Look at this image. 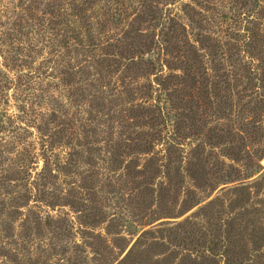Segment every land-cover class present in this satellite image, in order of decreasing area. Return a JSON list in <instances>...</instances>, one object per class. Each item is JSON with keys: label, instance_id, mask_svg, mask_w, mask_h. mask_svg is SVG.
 <instances>
[{"label": "rangeland", "instance_id": "obj_1", "mask_svg": "<svg viewBox=\"0 0 264 264\" xmlns=\"http://www.w3.org/2000/svg\"><path fill=\"white\" fill-rule=\"evenodd\" d=\"M53 2L55 0H0V264H101L105 257L109 262L115 258L113 263L116 264L124 253L113 246L116 237L106 234L107 225L123 238L121 243H128L126 250L144 230L151 232L145 234L140 242V250L136 252L139 255L135 259L138 264H177L185 254L195 256L197 251L193 252L191 241L186 240L183 234H179L180 239L175 241L167 235V230L158 229L171 228L186 219L204 224L201 210L204 204L228 188L240 183H252L264 174V159L260 161L259 172L254 171L252 175V171L245 169L249 158L236 162L228 159L226 156L231 152L228 147L209 143L206 136L211 127H225L228 124L234 129L238 128V123L242 125L251 119L246 111L243 114L239 112V105L245 102L239 96L248 91L241 90V86H246L243 83L245 79H242V83L238 79L244 72L243 66L253 67L257 63L256 57L249 54L246 44L249 40L248 29L254 23L260 24L259 37L264 38V0H113L106 3L110 8L108 12H113V5H116L120 15L116 21H107L102 33H95L97 41L115 42L125 35L136 41L140 36H145L147 40L160 43L161 47L166 46L168 39L173 49L170 56L160 50V46L147 51L144 57L153 60L158 56L156 61L160 65L155 66L157 70L133 83V87L146 85L149 89V97L137 98L134 104L151 106L156 113H159V108L163 115L165 125L159 126L162 140L155 144L154 151L163 156L164 161L168 146L176 144L182 165L185 166L202 145L206 148L203 156L208 161L214 153L220 161L231 163L241 170L242 176L238 180L221 184L214 191L199 192L198 203L181 215L176 214L183 210L182 199L189 195L186 192L190 185L188 181L181 184L183 187L179 193H172V204H161L169 200L168 195L162 202L155 197L156 201L153 200L147 211L139 215L127 212L128 204L132 202L128 196L136 191L131 190V184L124 181L120 165L113 172L109 168V155L104 152V140L110 135L108 109L97 115L96 122H101L96 126L98 133L84 134L87 140H94L92 145L102 148L101 152L92 154L94 164L84 163L82 160H86L85 157L69 156L70 148L67 145L50 144L49 137L45 135L47 131L43 128L45 121L54 119L48 125L51 130L66 129L76 136L77 132L81 133L77 119L86 117L85 113L90 109L87 104L76 105L67 99V87L61 84V74L52 68L55 65L50 62V56L54 59L57 57L47 54L49 47L44 37L30 26L32 21L27 17L28 5L35 4L38 11L34 10L33 14L40 17V10H45L46 4ZM100 2L104 4L105 0ZM62 4L66 11L70 10L68 0H63ZM86 15L90 24H95L96 17L101 16L97 7L89 9ZM81 25L84 26L83 23ZM73 26L78 27V24L74 22L71 25L67 21L62 28ZM164 32L166 36H161ZM58 34L59 39L69 40V33L64 30ZM213 43H220L223 52L216 64L211 61V47L206 45ZM177 46L180 47L175 48ZM229 46L231 50L227 49ZM56 48L60 51V57L61 54L66 55L68 49L71 50L69 54L72 53L70 47ZM189 49L201 59V71L196 76L195 87L208 89L198 94V103L188 102L185 96L180 100L179 90L183 87L189 90L190 86L186 84L191 82L181 69L170 67L180 64L177 57L181 56L182 50L188 52ZM215 66H221V72L228 71L229 77L225 75L226 83L211 91L209 86L219 73ZM116 74L108 75L105 79L112 87L118 81ZM169 74L178 77L166 80L164 77ZM160 80H166V84H159ZM108 105L115 109L110 116H119V111L127 106L119 99ZM127 127L136 131L132 125ZM177 128L181 131L179 135ZM112 130L114 136L111 137L118 140L119 132L123 130L120 121L113 123ZM84 135L81 134L82 141ZM255 148L250 141L246 142L245 150L249 151L251 157ZM207 149L213 150L210 157L206 154ZM145 157L148 156L139 157L140 164ZM123 159L126 162L129 157ZM45 163L47 170H44ZM69 163L72 165L69 166ZM65 170L67 174L63 173ZM89 180L92 189L84 188ZM160 183H164V177L155 181L156 189L162 185ZM113 184L116 190H120V195L113 191ZM167 212H171L173 217H161L148 223ZM225 219L226 215H223L221 219L215 218V222L219 225L223 221L224 224ZM111 221H114L113 224ZM240 232L246 231L242 229ZM200 234L198 226L194 236L198 238ZM212 234L207 232L208 240L219 243L221 247L219 237L225 235L224 228L217 230L218 239ZM97 239H103V243L97 242ZM105 244L111 246V252L109 248L104 249ZM219 245L217 250L220 249ZM94 246L100 248L101 255ZM210 246L214 244L210 243ZM261 251H264V247ZM218 252L221 253L220 250ZM169 254L172 255L167 256ZM217 259L219 264H224L221 255Z\"/></svg>", "mask_w": 264, "mask_h": 264}, {"label": "trees", "instance_id": "obj_2", "mask_svg": "<svg viewBox=\"0 0 264 264\" xmlns=\"http://www.w3.org/2000/svg\"><path fill=\"white\" fill-rule=\"evenodd\" d=\"M62 1L55 0L53 3L46 4V9L40 10L42 13L40 17H35L33 14L34 10L38 11L36 6H34L35 4H29L27 7L29 15L27 17L32 21L30 26L34 28L35 32L42 34L44 37L43 39L47 43V47H49L47 54L57 57V59H54L50 56V62L55 65L52 68L57 69L61 74L63 79L61 84L67 87V99L74 101L76 105H80L81 103L87 104L90 109L85 113L87 114L86 117L83 116L77 119L81 126V133L77 132L76 136L73 135L75 133L67 132L66 129L60 131L51 130L48 125L54 119L50 118L45 121L43 128L47 131L45 135L49 137L50 144L62 143L67 145L70 148L67 153L69 156L85 157L86 160H82L84 163L94 164L92 154L97 151L101 152L102 148L92 145L91 143L94 140H87V136L84 134L98 133L96 126L101 122H96L97 115L99 112H104V109H108L107 123L110 126V135L108 139L104 140V152L109 155V168L112 172L118 169L120 165L123 170L121 174L124 181L128 185L131 184V190L136 191V193L133 192L128 196L132 199V202L128 204L129 208L127 212L133 215L135 213L139 215L150 209L153 200L156 201L155 197L157 201L162 202L165 201V197L168 195L167 198L169 200L161 204H172L174 201L171 198L172 193H179V190L183 187L181 184L188 181L190 185L186 192H189V195H186L182 199L183 210L176 214L181 215L198 203L199 192L214 191L221 184L238 180V177L241 178V170L231 163L220 161L214 153L213 160L208 161V158L203 156L206 148L202 145L198 147L200 148L199 151L193 154V159L189 160L185 166L182 165V159L176 144L171 143L168 146L164 155V161L162 160L163 156L154 151L155 144L162 140L161 127L159 126L165 125L163 115L159 108V113H156V110L151 106L134 104L137 98H148L149 89L146 85L133 87V83L140 77H146L148 74H151L155 69L157 70L155 66L160 65L156 61L158 56L153 60L144 57L147 51L160 46V50H163L165 54L170 56L173 49L170 47L168 39L166 46L163 47L152 39L147 40L145 36H140L136 41L131 39L129 35H125V37L115 42H110L109 40H105L104 42L97 41L95 33H102V29L107 21H116L118 15H120V10H117L116 5H113V12H108L110 8L106 3L113 0H105L104 4L100 0H68L70 5L69 11L63 8ZM96 7L99 9L101 16L96 17L95 24H90L86 12ZM66 16L70 17V19H67ZM67 21L71 25L74 22L77 23L78 27L62 28L63 24H67ZM61 30L69 33V40L65 38L59 39L58 33ZM248 30L249 40L246 44L247 49L251 56L256 57L257 63L253 67L243 66L244 72L239 75L238 81L242 83L244 81L242 79L244 78L245 82L243 83L246 84V86H241V90L248 91L247 94L239 96L240 100H245V102L239 105V112L243 114V111H246L251 119L249 122H243L242 125L238 123V128L234 127V129H231L228 124L224 125L225 127H211L207 130L206 136L208 137L207 142L218 146L224 144V147H228L231 151L226 156L228 159L236 162L249 158L245 169L252 171L253 175L254 171L259 172L261 169L260 161L264 159V38L263 36L259 37V23H254V26ZM164 34L166 36V32L161 34V36ZM206 45L207 47H211L209 49L211 61L216 64L221 58L220 55H223V52L220 50L221 44L213 43V45ZM57 46L63 49L70 47L72 55L69 54L71 50L68 49L66 50L67 54H61L60 57V51L56 48ZM178 47L180 46L175 48ZM227 49L231 50L230 46ZM97 50H101V52H97ZM182 51L180 57L176 56L180 64L170 66L174 69H181L191 82L189 85L186 84V86H190L189 90L187 87L179 90L181 92L180 100L182 101L185 96L188 102L198 103V94L207 92L208 90L204 86H202V89L199 86L195 87L197 83L196 76L201 71V59L191 49L188 52ZM179 55L180 53H178ZM168 63L169 59L167 58ZM215 67L219 73L214 76V81L209 86L211 91L216 89L220 84L226 83L225 75L229 77L228 71L221 72V66ZM91 69L93 70L92 72ZM116 72V79L118 81L113 83L114 86L112 87L105 79L108 75ZM169 77L174 78L178 76L176 74H169L164 78L167 80ZM166 80H160L159 84L165 85ZM190 90L194 92H189ZM168 95L170 96V93ZM172 97H176V95ZM245 97L247 98L245 99ZM118 99L123 105L127 106L125 109L119 111V116L115 114L110 116V112L115 109L112 108V110L108 104L118 102ZM53 114L54 111H52L51 115ZM117 121H120L123 130L119 132V139L114 140L111 137L114 136L112 128L113 123ZM124 121L125 123L122 124ZM129 125L136 127V131L130 130L127 127ZM91 126L94 127L89 129ZM82 133L84 141H82ZM180 133L181 131L177 128V134L179 135ZM247 141L256 146L253 149L252 157L249 151L245 150ZM80 148L82 150L77 151ZM207 150L206 154L210 157V152L213 150ZM243 153H245V156ZM142 155H147L148 157H145L140 164L139 157ZM123 157H129V159L124 162ZM123 163L124 165L121 166ZM71 165L72 163H69V166ZM47 169L48 167L45 163L44 170ZM67 172L65 170L63 173L67 174ZM160 177H164V183H160L163 186L159 184L160 186L156 189L154 183ZM47 183L49 182L47 181ZM87 183L84 185V188L92 189L91 180ZM112 187L116 195L121 194L120 190L115 189L114 184ZM201 210L204 224H200L199 221L186 219L176 223L171 228L158 229L160 231L167 230V235L175 241L180 239L179 234H183L182 236L186 240L191 241L190 245L193 252L197 251L195 256L185 254L177 264H219L218 255H221L224 264H264V251H261L262 247H264V174L260 179L252 183H240L228 188L220 196L204 204ZM223 215H226L224 224L222 221L218 225L215 222V218L221 219ZM170 216L173 217L172 213L167 212L160 217L152 218L148 223L151 224L161 217ZM198 226H200L201 234L197 238L194 235ZM219 226L222 230L224 228L225 231V235L219 237L221 247L219 243H213L207 238V232H212V235L218 239L217 230L220 229ZM108 227L107 225L106 234H112L116 237L115 241L113 240L112 242L113 246L124 253L116 264L119 262L120 264H138L135 259L139 255L136 252L140 250V242L145 234L151 232L144 230L140 233L141 238L139 236V239L126 250L128 243H121L123 238L115 234V231H111ZM242 229L246 232L241 233ZM232 234L236 237H232ZM94 236L100 237V235ZM102 240L97 239V242L103 243ZM210 243L214 244V246H210ZM157 244L164 245L163 243ZM217 245H219L221 253L218 252ZM94 247L98 254L101 255L100 248ZM105 248H109V252L112 251L111 246L108 244H105ZM170 255L172 254L167 256ZM106 259L105 257V260L101 261V264H114L115 258L111 259L110 262Z\"/></svg>", "mask_w": 264, "mask_h": 264}]
</instances>
